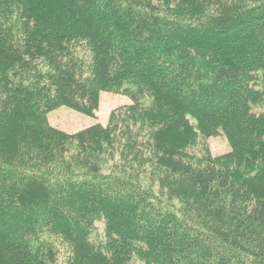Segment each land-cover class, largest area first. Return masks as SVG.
<instances>
[{"label":"trees","instance_id":"1","mask_svg":"<svg viewBox=\"0 0 264 264\" xmlns=\"http://www.w3.org/2000/svg\"><path fill=\"white\" fill-rule=\"evenodd\" d=\"M100 92L132 104L48 125ZM57 246L66 264H264V0H0V264H58Z\"/></svg>","mask_w":264,"mask_h":264},{"label":"rangeland","instance_id":"2","mask_svg":"<svg viewBox=\"0 0 264 264\" xmlns=\"http://www.w3.org/2000/svg\"><path fill=\"white\" fill-rule=\"evenodd\" d=\"M144 106L149 104V98H146L143 102ZM132 104L130 98L128 96L112 93V92H100L98 94V101L92 116L85 115L79 111L72 110L65 106H60L49 113L46 114V120L48 125L51 128L59 130L66 134H75L85 128H88L94 124H99L101 126H106L109 122L112 111L117 108L128 106ZM260 108V107H259ZM259 109L255 108V111ZM207 148L211 157L217 158L229 153V143L227 138L220 134L216 137H211L207 140ZM143 183L144 185H150L151 178L147 176V174L143 175ZM142 177V176H141ZM148 178H150L148 180ZM157 185H153L155 188ZM172 204L175 210L181 207V204L178 200H172ZM179 214L178 212H176ZM59 247H62L59 249ZM58 254L57 263L58 264H66V254L64 253L66 247L65 246H57ZM63 249V250H61ZM142 259H137V257L133 258L130 264H143Z\"/></svg>","mask_w":264,"mask_h":264}]
</instances>
